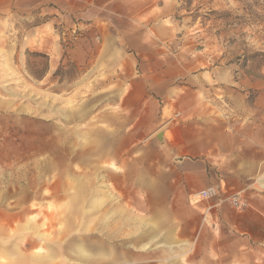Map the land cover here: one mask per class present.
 <instances>
[{
	"label": "rangeland",
	"instance_id": "rangeland-1",
	"mask_svg": "<svg viewBox=\"0 0 264 264\" xmlns=\"http://www.w3.org/2000/svg\"><path fill=\"white\" fill-rule=\"evenodd\" d=\"M156 4L176 29L157 53L162 74L150 83L158 91H148L156 98L159 131L166 130L161 143L154 138L159 131H135L134 116L102 114L118 83H101L107 80L98 77L95 65L81 66L65 51L82 36L83 25L69 35L60 22L46 27L31 15L0 14V264L12 258L18 264H122L119 258L131 264H202L198 245L188 252L192 238L179 237L184 222L164 209L169 204L163 213L160 207L152 211L144 186L151 173L163 172L168 189L171 173L194 171L202 157V148L181 153L166 144L174 137L171 127L190 119L183 108L188 94L204 100L201 106L220 108L230 123L251 108L255 91L247 83L264 77V0ZM148 55L154 59L156 53ZM200 189L176 210L207 200L194 202ZM252 191L264 194L257 180ZM235 193L248 206L247 197ZM183 215L191 223L199 218ZM200 221L218 228L209 213L202 212ZM152 224L158 236L150 240ZM167 234L185 243V253L177 250L181 256L172 257L173 249L156 245ZM226 256L212 252V264H228ZM257 256L253 264H264V245Z\"/></svg>",
	"mask_w": 264,
	"mask_h": 264
},
{
	"label": "crops",
	"instance_id": "crops-1",
	"mask_svg": "<svg viewBox=\"0 0 264 264\" xmlns=\"http://www.w3.org/2000/svg\"><path fill=\"white\" fill-rule=\"evenodd\" d=\"M155 1L0 0V14L31 15L36 23L46 27L60 22L69 35L75 31L73 26L83 25L82 30L78 29L82 36L72 46L65 47V51L74 57L75 62H82L81 66L95 65L98 77H106L104 80L107 81L101 83L110 80L118 83L117 90L107 94V111L102 114L134 116L138 119L137 126L133 128L135 131L156 133L160 119L154 108L156 98L148 91H158V87L150 80L162 74L163 62L158 60L157 53L162 52V41L172 37L176 29L172 22L168 23L170 25L164 22L168 16L158 9L161 8L159 4L154 6ZM141 53L144 54L141 56ZM148 53H156L155 58L149 57ZM111 74H116L115 79ZM128 85L132 86L131 89ZM247 85L255 91L252 106L236 113L232 123L220 108L207 106V102L201 106L204 100L200 102L195 93L188 94V104L183 108L190 119L186 120V125L181 122L179 126H172L174 137L165 140L167 146L176 152L181 149L180 152L184 153L186 149L190 153L195 152V147L202 148V157L194 171L183 168L181 177L180 172L177 177L171 173L169 178L173 184L170 182L168 189H164L162 183L163 172L151 173L149 183L144 186L152 211L156 213L160 207L163 213L164 209H169L173 216L176 213L177 218L184 222L179 237L192 238L187 242L188 252L194 244L198 245L203 253L202 264H212V252L220 259L226 254L228 264H253L260 245H264V194L252 191L254 180L264 190V77H256ZM165 99L160 101L163 103ZM216 103L219 105L220 100ZM163 135H166V130ZM180 179L183 183L178 182ZM210 184L219 188L216 198L204 200L192 208L184 207L183 211L176 210L177 203L186 199L191 191ZM235 192L247 197L248 206L236 211L229 205L226 199ZM164 204L170 207L164 208ZM192 212L199 215L197 223L183 220L184 213ZM202 212L209 213L218 231H212L215 225L210 230L201 223ZM152 226L155 233L150 240L158 236L155 224ZM156 242L158 247L173 249L172 253L185 251V243L171 234ZM148 243H142L141 248H146ZM119 259L124 261L122 264H131L124 258ZM11 264H18V261L12 258Z\"/></svg>",
	"mask_w": 264,
	"mask_h": 264
},
{
	"label": "built area",
	"instance_id": "built-area-1",
	"mask_svg": "<svg viewBox=\"0 0 264 264\" xmlns=\"http://www.w3.org/2000/svg\"><path fill=\"white\" fill-rule=\"evenodd\" d=\"M218 193H219V190L216 186L209 185L205 188L198 190L194 194L195 196L194 202L216 197ZM228 200L230 204L237 210H241L246 205V200L244 196H242L240 193H234V194L229 195Z\"/></svg>",
	"mask_w": 264,
	"mask_h": 264
},
{
	"label": "water",
	"instance_id": "water-1",
	"mask_svg": "<svg viewBox=\"0 0 264 264\" xmlns=\"http://www.w3.org/2000/svg\"><path fill=\"white\" fill-rule=\"evenodd\" d=\"M163 130L159 131L156 135H155V140L158 142V143H161L162 141H164V135H163Z\"/></svg>",
	"mask_w": 264,
	"mask_h": 264
},
{
	"label": "bare ground",
	"instance_id": "bare-ground-1",
	"mask_svg": "<svg viewBox=\"0 0 264 264\" xmlns=\"http://www.w3.org/2000/svg\"><path fill=\"white\" fill-rule=\"evenodd\" d=\"M80 250V248H78V251ZM126 262V261H125Z\"/></svg>",
	"mask_w": 264,
	"mask_h": 264
}]
</instances>
